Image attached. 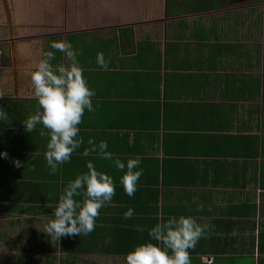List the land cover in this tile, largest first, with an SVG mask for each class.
I'll return each instance as SVG.
<instances>
[{
  "label": "crops",
  "instance_id": "1",
  "mask_svg": "<svg viewBox=\"0 0 264 264\" xmlns=\"http://www.w3.org/2000/svg\"><path fill=\"white\" fill-rule=\"evenodd\" d=\"M106 3L101 11L95 6V18L85 14L81 24H64L61 40L82 51L83 74L96 91V111H86L79 125L84 144L49 175L42 126L31 133L24 124L0 126V153H7L0 156V214L49 235L44 230L60 195L91 161L114 178L116 194L91 234L66 236L76 253L60 250L58 239L56 249L45 247L54 264H124L134 246L149 240V229L180 215L211 225L189 250L190 264H264V8L246 7L239 22L199 4L191 12L172 8L167 19L164 0ZM23 29L18 36L31 33ZM10 48L0 108L21 123L18 108L34 114L38 106L31 72L40 57L30 42L15 40ZM98 53L109 61L107 71L97 65ZM64 62L56 53L53 63ZM10 92L17 101H9ZM90 138L107 141L124 162L141 158L144 173L133 197L110 161L83 155ZM129 208L134 215L125 219Z\"/></svg>",
  "mask_w": 264,
  "mask_h": 264
},
{
  "label": "clouds",
  "instance_id": "2",
  "mask_svg": "<svg viewBox=\"0 0 264 264\" xmlns=\"http://www.w3.org/2000/svg\"><path fill=\"white\" fill-rule=\"evenodd\" d=\"M44 51L35 69L31 72L32 95L37 101V109L23 121L27 132L42 126L41 137L47 138L44 160L49 175L60 171V166L71 161L72 155L84 144L79 125L87 111L94 113L96 91L89 86L83 74L79 56L70 41H53ZM64 55V63L54 64L56 53ZM97 65L107 71L109 61L102 53L96 57ZM7 113L0 108V122L7 119ZM89 147L83 155L96 153L101 159L110 161L121 171L119 181L130 198L138 189V182L144 173L139 156L130 157L126 162L114 157L107 141L98 144L94 139L87 141ZM7 158V153H0ZM21 167L19 160L13 161ZM88 171L79 174L67 183L60 195L44 232L60 240L63 236H88L96 227L100 210L112 202L115 196V182L111 175L96 169L93 162L86 164ZM80 197L81 199H77ZM203 205L198 204L197 210ZM134 210L124 213L131 219ZM211 225L201 223L193 216H169L165 222L156 223L148 231L149 240L134 246L124 258V264H190L189 250L206 236Z\"/></svg>",
  "mask_w": 264,
  "mask_h": 264
},
{
  "label": "flooded vegetation",
  "instance_id": "3",
  "mask_svg": "<svg viewBox=\"0 0 264 264\" xmlns=\"http://www.w3.org/2000/svg\"><path fill=\"white\" fill-rule=\"evenodd\" d=\"M198 4L211 11H221L222 15L239 22L246 17L239 11L246 10V7L260 5L264 8V0H164L165 18L170 17L172 8L191 12ZM54 5L59 7V12H54ZM20 9L26 11L20 14ZM94 9L93 5H80L79 0H0V75L13 64L10 47L15 40L30 42L33 53L41 58L44 51L50 50L51 42L64 40V24H81L85 14L95 18ZM55 13L59 15L58 22L53 19L57 16ZM25 27L31 33L18 36L16 31ZM7 96L11 102L17 101L13 92Z\"/></svg>",
  "mask_w": 264,
  "mask_h": 264
},
{
  "label": "rangeland",
  "instance_id": "4",
  "mask_svg": "<svg viewBox=\"0 0 264 264\" xmlns=\"http://www.w3.org/2000/svg\"><path fill=\"white\" fill-rule=\"evenodd\" d=\"M106 1L107 0H79V3L84 6L93 5L94 8L95 6H99L101 11L103 8L108 9ZM52 7L56 9L54 12H59V7L57 5ZM54 15L57 16H54L53 19L58 22L59 15L56 13ZM256 18L261 19V15ZM254 31L256 30L254 29ZM259 39L260 41L264 39V34L262 32L259 33ZM260 71L264 72L261 69ZM18 109L23 115V120L27 119V117L32 114L26 112L24 109ZM5 111H8V109ZM16 124H23V122H16L15 118L12 117L0 122V126ZM43 225L44 224L41 222L39 225L36 224V227L42 229ZM33 227H35L33 223L15 222L11 214H0V263H11L17 258L23 261L22 264H54V262L51 261L52 257H47V249H45V247H48L49 250L56 249L57 239L55 237L51 238L50 235H45V233L35 231ZM31 229L34 230V232L32 231L33 234L30 233ZM57 256L58 254L55 256V261ZM66 259H69V257Z\"/></svg>",
  "mask_w": 264,
  "mask_h": 264
},
{
  "label": "trees",
  "instance_id": "5",
  "mask_svg": "<svg viewBox=\"0 0 264 264\" xmlns=\"http://www.w3.org/2000/svg\"><path fill=\"white\" fill-rule=\"evenodd\" d=\"M263 34H264V31H263ZM264 55V54H263ZM263 60H264V56H263ZM261 88L263 89V92H262V95H261V98H262V110L264 111V74L261 78ZM263 121H264V118H263ZM261 151L263 152L264 151V139H262V142H261ZM59 244H60V250H67L71 253H76L77 250H76V242L74 244H72L68 238L66 236H63L60 238L59 240ZM71 247V249L69 248ZM21 261L20 260H15L11 263H0V264H20Z\"/></svg>",
  "mask_w": 264,
  "mask_h": 264
}]
</instances>
